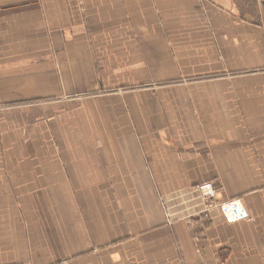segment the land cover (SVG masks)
I'll return each instance as SVG.
<instances>
[{"label":"crops","instance_id":"crops-1","mask_svg":"<svg viewBox=\"0 0 264 264\" xmlns=\"http://www.w3.org/2000/svg\"><path fill=\"white\" fill-rule=\"evenodd\" d=\"M0 264H264V0H0Z\"/></svg>","mask_w":264,"mask_h":264},{"label":"built area","instance_id":"built-area-1","mask_svg":"<svg viewBox=\"0 0 264 264\" xmlns=\"http://www.w3.org/2000/svg\"><path fill=\"white\" fill-rule=\"evenodd\" d=\"M197 189L199 192V198L205 204V209L203 210L204 215L208 214L207 212H208L209 208L214 207V206H218L222 210V212L226 218L233 217V216H230V214L226 210V206L230 203H232L234 205V210L236 212V214L234 216L244 217L247 215L246 210L242 209V207L240 206L241 205L240 202L237 200H233V201H229V202L222 201V202L214 203V198L216 197V187L214 186L213 182H211V181L204 182L201 185H199ZM169 201H170V199H168L167 197L163 198V202L165 205H168Z\"/></svg>","mask_w":264,"mask_h":264},{"label":"bare ground","instance_id":"bare-ground-1","mask_svg":"<svg viewBox=\"0 0 264 264\" xmlns=\"http://www.w3.org/2000/svg\"><path fill=\"white\" fill-rule=\"evenodd\" d=\"M230 204H232V203H230ZM229 205V204H228ZM228 205L226 206V210H227V208H228Z\"/></svg>","mask_w":264,"mask_h":264}]
</instances>
